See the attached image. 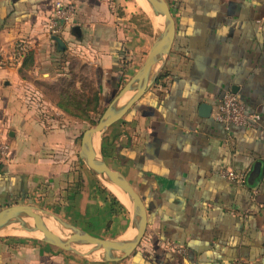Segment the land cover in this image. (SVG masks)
Segmentation results:
<instances>
[{
  "label": "crops",
  "instance_id": "0c3cea01",
  "mask_svg": "<svg viewBox=\"0 0 264 264\" xmlns=\"http://www.w3.org/2000/svg\"><path fill=\"white\" fill-rule=\"evenodd\" d=\"M63 1L75 4L76 21L60 36L66 44L60 51L46 29L53 0H0V56L11 55L21 39L34 44L21 66L0 68V124L13 153L0 167V206L45 201L52 191L64 220L99 238H126L132 207L115 208L90 169L81 170L79 188L78 173L68 171L76 132L64 117L37 114L48 103L24 72L56 79L65 75V58L82 52L98 71L101 104L108 107L144 64L157 27L136 0ZM166 2L176 32L163 68L102 134L112 152L106 161L115 160L110 167L146 205L141 243L130 256L105 261L42 240L0 237V264H264V0ZM228 91L259 115V126L226 129L214 120ZM64 149L70 154L53 159ZM227 168L245 171V184L222 177Z\"/></svg>",
  "mask_w": 264,
  "mask_h": 264
},
{
  "label": "water",
  "instance_id": "95a60500",
  "mask_svg": "<svg viewBox=\"0 0 264 264\" xmlns=\"http://www.w3.org/2000/svg\"><path fill=\"white\" fill-rule=\"evenodd\" d=\"M153 11L161 18L156 28L153 46L147 59L137 73L125 84L119 94L106 108L99 122L87 129L82 136L80 157L87 167L104 181L118 186L131 201L133 209V233L129 238L104 239L93 236L79 227L69 223L56 214L45 216L38 214L42 211L32 205L15 204L0 210V231L11 226L21 227L27 232L39 231L43 234V240L54 246L81 255H102L105 261H119L130 256L141 243L145 236L148 216L147 208L133 185L119 171L112 169L107 163L102 152L95 148L97 136H101L110 126L123 118L135 103L145 94L149 87L156 81L163 68L166 56L170 53L175 32V20L166 0H147ZM74 30L79 33L80 28ZM58 50L66 49V44L61 37H54ZM132 94L128 101L120 104V100L127 94ZM206 111L212 110V106H204ZM33 220V224L26 222L23 217ZM46 219H53L62 229L70 233L66 237H60L51 231L46 225ZM77 246H88L85 251L75 248Z\"/></svg>",
  "mask_w": 264,
  "mask_h": 264
},
{
  "label": "rangeland",
  "instance_id": "374dc122",
  "mask_svg": "<svg viewBox=\"0 0 264 264\" xmlns=\"http://www.w3.org/2000/svg\"><path fill=\"white\" fill-rule=\"evenodd\" d=\"M140 16H144L143 14H140ZM86 55L81 53H71L69 56H67L66 59V70L65 75L61 77H57L56 79L48 78L47 76H41V75H35L34 73H28L24 72V75L26 79L30 80L33 83L32 90L38 89L41 93V95L38 94V96L43 101L48 103L46 105L47 107H43L42 109L37 110V114L43 117H51V119L55 120L57 119L59 122L62 121L64 118H66L65 125L68 127L74 128L76 132V141H77V149L75 151L74 149V155H76L74 160L75 162H70V170L68 171H74L78 173L76 176V182L79 183L78 186L81 188L84 186L85 180L82 176L81 180V170L84 174H89V168L87 165L83 162V160L80 158L79 152L81 149V142H82V136L83 133L95 126L97 123L95 122L96 113L93 111V105H89V100L93 98L94 91L96 89V78H95V66L91 64V62L85 58ZM63 59V58H62ZM61 59V60H62ZM34 92V91H32ZM36 93V92H34ZM60 103H62L64 106H66L68 109L67 111H64L60 107ZM56 106L58 108V111L53 108V106ZM78 106V107H77ZM63 112L64 114H62ZM41 116V117H42ZM64 117V118H63ZM62 125V124H60ZM105 141L102 140V135L100 137V149L99 151L102 152L103 147H105ZM107 148V147H106ZM73 153V152H72ZM65 154H70V152L67 149L60 150L59 152H55L54 158H59L57 155L65 156ZM103 154V153H102ZM50 157V155H49ZM62 160L65 161L64 158ZM107 162H109L110 166L112 165L115 167L116 162L113 158H107ZM54 164H57L55 162ZM94 180H96V185L98 188L103 190L105 192L111 203L115 206V208H126L127 212L129 213V210L131 209V205L123 203L107 186L106 182L101 179L98 175H92ZM57 192V190H53ZM49 196H46L47 198L45 201H42L41 199L35 200V203L32 204L31 201H25L20 200V202H16L15 204H26V205H32L35 206L41 210H45L48 212L46 214L42 211H37L38 214H43L45 216H49V214H56L58 210L56 211V206L61 205V199L56 198L57 196L53 197L52 191H49ZM65 201V200H64ZM126 207H124L123 205ZM11 206V205H8ZM8 206H0V210L3 208H6ZM130 207V209H129ZM57 215V214H56ZM32 220V219H31ZM33 222V221H32ZM10 230V231H9ZM11 230L14 232H11ZM20 230V231H18ZM22 231V232H21ZM25 231L21 227H15L11 226L10 229H6L5 231L0 232V237H15V238H23V239H36V240H43V238L35 237L34 235L23 232ZM60 231L63 233H66L67 235L70 233L67 229H60ZM16 232V233H15ZM20 233V234H18ZM75 248H78L79 250L85 251L88 248H85L83 246H77L74 245ZM100 258H102V255H99Z\"/></svg>",
  "mask_w": 264,
  "mask_h": 264
},
{
  "label": "built area",
  "instance_id": "2783aa9c",
  "mask_svg": "<svg viewBox=\"0 0 264 264\" xmlns=\"http://www.w3.org/2000/svg\"><path fill=\"white\" fill-rule=\"evenodd\" d=\"M76 21V7L73 2L63 0H53L52 12L47 20L46 29L49 37L62 36L67 30L74 26ZM34 48V44L29 39H21L14 45L11 55L0 56V68L10 66H21L27 56ZM212 116L224 128L232 126L243 128H253L259 126V115L247 111L241 98L233 91H228L218 100ZM13 159L11 144L8 141L7 132L0 124V165L10 163ZM220 175L229 181L237 184H245L246 172L236 169H223ZM174 249V246H172Z\"/></svg>",
  "mask_w": 264,
  "mask_h": 264
},
{
  "label": "bare ground",
  "instance_id": "6f19581e",
  "mask_svg": "<svg viewBox=\"0 0 264 264\" xmlns=\"http://www.w3.org/2000/svg\"><path fill=\"white\" fill-rule=\"evenodd\" d=\"M136 2L138 3V5L140 7H142L146 12H148L152 18L154 19L155 21V25L156 27H158L159 23L161 22V18L159 16H157L155 14V12L153 11L150 3L147 1V0H136ZM95 148L96 150L99 152V149H100V136H97L96 140H95ZM110 166V165H109ZM107 186L109 187V189L125 204H128V205H131V201L129 199V197L127 196V194H125L118 186L114 185L113 183H110V182H107L105 181ZM23 219L30 223V224H33V220H31V218H28V217H23ZM46 225L48 226V228L53 231L55 234L59 235L60 237H66L67 234L66 233H63L62 235V232L60 231V229L62 230V228L53 220V219H46ZM7 230L10 229L9 228H6ZM6 229L4 230H1L0 232L2 231H5ZM10 231V230H9ZM20 231V230H18ZM11 232H13L11 230ZM22 232V231H21ZM25 233H27L26 231H23ZM14 233V232H13ZM16 233V232H15ZM29 234L31 235H34L35 237H38V238H43V234L39 231H36V232H28ZM133 231L129 232L127 234V238H129L131 235H132ZM20 234V233H18ZM85 248H89L88 246H83ZM87 250V249H86Z\"/></svg>",
  "mask_w": 264,
  "mask_h": 264
},
{
  "label": "trees",
  "instance_id": "16d2710c",
  "mask_svg": "<svg viewBox=\"0 0 264 264\" xmlns=\"http://www.w3.org/2000/svg\"><path fill=\"white\" fill-rule=\"evenodd\" d=\"M95 74H97V76H99L98 71H96ZM100 89H101L100 86L99 87L96 86V89L94 91V96L92 99L89 100V105H93V111H94V113H96V118H95L96 123L99 122L101 116L103 115V113L105 112V110L107 108L106 106L101 104V90ZM36 96L37 95H35V97ZM60 107L64 111H67V109H68L62 103H60ZM102 153H103L104 157H110L112 155V152L106 147H103ZM3 165H5V164H3ZM3 165H0V167H3Z\"/></svg>",
  "mask_w": 264,
  "mask_h": 264
}]
</instances>
